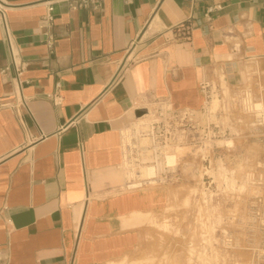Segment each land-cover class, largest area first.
<instances>
[{
    "label": "crops",
    "instance_id": "1",
    "mask_svg": "<svg viewBox=\"0 0 264 264\" xmlns=\"http://www.w3.org/2000/svg\"><path fill=\"white\" fill-rule=\"evenodd\" d=\"M3 1L25 69L19 81L0 22V264L132 253L170 188L130 187L121 131L149 101L201 110L203 82L264 69V0L58 1L51 23L44 0Z\"/></svg>",
    "mask_w": 264,
    "mask_h": 264
},
{
    "label": "rangeland",
    "instance_id": "2",
    "mask_svg": "<svg viewBox=\"0 0 264 264\" xmlns=\"http://www.w3.org/2000/svg\"><path fill=\"white\" fill-rule=\"evenodd\" d=\"M244 68L236 85L209 83L194 128L170 122L156 134L167 147L146 165L155 167L153 177H142L147 167L127 153L130 187L168 186L170 201L149 218L143 244L107 264H264V69ZM144 111V124L164 121L159 101ZM169 156L175 161L166 167Z\"/></svg>",
    "mask_w": 264,
    "mask_h": 264
},
{
    "label": "built area",
    "instance_id": "3",
    "mask_svg": "<svg viewBox=\"0 0 264 264\" xmlns=\"http://www.w3.org/2000/svg\"><path fill=\"white\" fill-rule=\"evenodd\" d=\"M58 1L67 2L70 8L74 10L87 9L96 12H101L105 4V0H44L45 4L47 5V13L44 18L45 21L49 23L53 21V4ZM125 1L127 3L133 2V0ZM8 11V5L3 0H0V22H2L4 27L5 39L8 45L11 63L14 66L16 77L20 81L21 75L25 69V65L21 58L20 49L15 43V37L9 23ZM55 41L56 37L53 34H48L46 43L50 47H54ZM208 86L209 82H203L201 84V90L203 91V93L207 91ZM159 102L162 104V108L166 113L164 121L160 118L155 119L150 124L140 123V118L149 115L146 114L144 109H142L141 111L143 112V115L135 116L136 122L133 123L132 129L121 131V147L123 151L124 161L128 152H135L137 154V158L135 159V161L137 162L138 166L143 165L147 167L146 165L155 163V154L157 153V151L164 150L167 147V143L162 146L160 144V141L156 142V134L162 135L163 131L164 133H166L168 131V128L165 129V126L170 122H186L188 125L194 128L196 126L197 112L201 111L204 108L203 107L201 110L175 109L171 106V104H169L168 101ZM143 140H145L144 143ZM166 167L168 166L166 165Z\"/></svg>",
    "mask_w": 264,
    "mask_h": 264
},
{
    "label": "bare ground",
    "instance_id": "4",
    "mask_svg": "<svg viewBox=\"0 0 264 264\" xmlns=\"http://www.w3.org/2000/svg\"><path fill=\"white\" fill-rule=\"evenodd\" d=\"M147 117H143L140 118L139 121H143L142 123L144 124V122L146 121ZM145 142V140H143V143ZM175 161V157L174 156H169L167 159V163L169 164L168 167ZM155 175V167L154 166H147V168H145V170L142 173V177L145 178H151Z\"/></svg>",
    "mask_w": 264,
    "mask_h": 264
},
{
    "label": "water",
    "instance_id": "5",
    "mask_svg": "<svg viewBox=\"0 0 264 264\" xmlns=\"http://www.w3.org/2000/svg\"><path fill=\"white\" fill-rule=\"evenodd\" d=\"M136 115L137 116H141V115H143V112L142 111H139Z\"/></svg>",
    "mask_w": 264,
    "mask_h": 264
}]
</instances>
